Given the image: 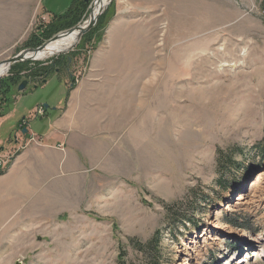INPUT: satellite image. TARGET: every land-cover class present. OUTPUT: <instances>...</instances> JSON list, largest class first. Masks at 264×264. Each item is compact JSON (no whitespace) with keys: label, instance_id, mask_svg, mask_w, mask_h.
Returning <instances> with one entry per match:
<instances>
[{"label":"rangeland","instance_id":"rangeland-1","mask_svg":"<svg viewBox=\"0 0 264 264\" xmlns=\"http://www.w3.org/2000/svg\"><path fill=\"white\" fill-rule=\"evenodd\" d=\"M72 1L0 0V64ZM69 50L0 77V264H178L216 215L202 264H264V0H110Z\"/></svg>","mask_w":264,"mask_h":264},{"label":"bare ground","instance_id":"bare-ground-1","mask_svg":"<svg viewBox=\"0 0 264 264\" xmlns=\"http://www.w3.org/2000/svg\"><path fill=\"white\" fill-rule=\"evenodd\" d=\"M110 0H98L93 8V14L91 15L88 23H85L80 29L75 32L67 33L64 35H60L59 38L53 40L45 46L43 49L38 51L37 54L28 53L25 54L27 58L36 59L39 57H43L41 60L48 59L54 55H62L68 51L69 49L77 43L79 35L85 31L90 23V21H96L99 15L106 9ZM9 70L8 64H0V77H3ZM262 175L259 174V178L257 183H253L244 194H241L235 201L239 204L235 207L241 208L243 206H249L254 202L255 196L262 193L264 191V186L261 183ZM231 202V199L229 203ZM234 202V201H233ZM263 204V203H261ZM212 222L203 227V231L201 234L196 235V232L193 233L182 245L181 250L185 247L184 251L181 252L180 261L178 264H202V255L201 250L206 254L208 252V247L218 246L222 244L223 239L226 238V230L225 226L221 224L219 217L212 216ZM203 233V234H202ZM235 235V234H234ZM252 238H246L242 241L247 243L248 245L252 241Z\"/></svg>","mask_w":264,"mask_h":264},{"label":"water","instance_id":"water-1","mask_svg":"<svg viewBox=\"0 0 264 264\" xmlns=\"http://www.w3.org/2000/svg\"><path fill=\"white\" fill-rule=\"evenodd\" d=\"M95 21H90V23H89V25L90 24H92V23H94ZM88 25V26H89ZM43 49V48H42ZM38 51H40V50H38ZM38 51H35L34 52V54H37L38 53ZM33 53V52H32ZM25 54H27V53H25ZM25 54H23V55H19V56H17L15 59H13L12 61H10V62H7V63H5V64H8L9 65V67L11 66V65H13L14 63H17V62H21V61H24V60H26V59H28L27 57H26V55ZM30 59H32V58H30ZM26 84L24 83L22 86H20V91H23L25 88H26ZM24 133H25V131H24Z\"/></svg>","mask_w":264,"mask_h":264},{"label":"trees","instance_id":"trees-1","mask_svg":"<svg viewBox=\"0 0 264 264\" xmlns=\"http://www.w3.org/2000/svg\"><path fill=\"white\" fill-rule=\"evenodd\" d=\"M158 241L159 240L157 239L155 242H158ZM157 245H158V243H157ZM125 256H126V252L123 249H121L120 250L119 257L117 259V264H128L127 261H126V259H125ZM147 264H150V263H147Z\"/></svg>","mask_w":264,"mask_h":264},{"label":"crops","instance_id":"crops-1","mask_svg":"<svg viewBox=\"0 0 264 264\" xmlns=\"http://www.w3.org/2000/svg\"><path fill=\"white\" fill-rule=\"evenodd\" d=\"M73 1H74V0H73ZM73 1H72V2H73ZM71 6H72V4H71ZM71 6H70V7H71ZM23 120H25V119H23ZM16 123H17V121L15 122L14 126H12V127H15ZM25 128H27V127L23 126V130H24ZM12 129H13V128H12ZM27 130H28V132H30V131H29V128H27ZM23 134H24V131H23ZM8 137H9V136H8ZM7 139H8V138H7ZM5 142H6V140H5ZM0 149L3 150L2 147H1ZM0 179H3V178L0 176Z\"/></svg>","mask_w":264,"mask_h":264},{"label":"built area","instance_id":"built-area-1","mask_svg":"<svg viewBox=\"0 0 264 264\" xmlns=\"http://www.w3.org/2000/svg\"><path fill=\"white\" fill-rule=\"evenodd\" d=\"M0 160H2V159L0 158ZM1 165H2V162L0 161V167H1Z\"/></svg>","mask_w":264,"mask_h":264}]
</instances>
